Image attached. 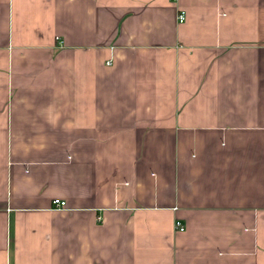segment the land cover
Returning <instances> with one entry per match:
<instances>
[{"label":"crops","instance_id":"crops-1","mask_svg":"<svg viewBox=\"0 0 264 264\" xmlns=\"http://www.w3.org/2000/svg\"><path fill=\"white\" fill-rule=\"evenodd\" d=\"M0 264H264V0H0Z\"/></svg>","mask_w":264,"mask_h":264},{"label":"built area","instance_id":"built-area-1","mask_svg":"<svg viewBox=\"0 0 264 264\" xmlns=\"http://www.w3.org/2000/svg\"><path fill=\"white\" fill-rule=\"evenodd\" d=\"M178 19H179L180 22H184L185 21V14H184V12H182V13L179 14ZM66 204L67 203L65 201H61L59 199H57V200L54 201V205L56 207H58V208H65L66 207ZM175 228H176V230H179V231H184L185 230V227L178 220L176 221Z\"/></svg>","mask_w":264,"mask_h":264}]
</instances>
